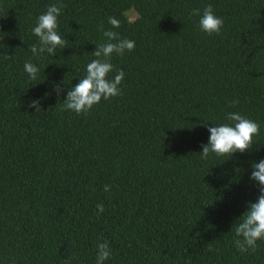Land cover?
<instances>
[{
  "label": "trees",
  "instance_id": "trees-1",
  "mask_svg": "<svg viewBox=\"0 0 264 264\" xmlns=\"http://www.w3.org/2000/svg\"><path fill=\"white\" fill-rule=\"evenodd\" d=\"M52 4L67 47L34 56L32 29ZM209 4L219 34L191 15ZM107 30L135 41L111 57L122 94L62 110ZM0 36V264H96L104 241V264H264V241L244 254L233 242L264 159V0H0ZM229 112L259 124L255 144L202 159L207 128Z\"/></svg>",
  "mask_w": 264,
  "mask_h": 264
},
{
  "label": "clouds",
  "instance_id": "clouds-1",
  "mask_svg": "<svg viewBox=\"0 0 264 264\" xmlns=\"http://www.w3.org/2000/svg\"><path fill=\"white\" fill-rule=\"evenodd\" d=\"M64 6L62 4H52L47 7L46 12L37 18L33 34L38 38V46L34 44L31 52L34 56L44 53L55 55L57 49L67 47V41L57 31L58 16ZM193 16H199V28L206 34H219L224 21L221 17L214 14L212 6L209 4L204 7L201 14L200 9H194ZM108 23L113 28L120 27V21L115 17H109ZM103 36L107 42L95 47L92 55L95 57L86 66V75L79 82L67 91L63 100L62 110L74 111L77 114H87L101 100H108L112 97L122 94L120 85L124 79L123 70L114 68L111 63V57L115 54L122 56L125 51H133L135 41L122 39L119 34L112 30L103 31ZM2 39V36H0ZM24 70L31 80H37L40 69L30 61L24 64ZM115 71L112 79H109V73ZM59 96L64 89L56 87L54 89ZM238 101L232 102L230 106H235ZM30 108L35 112H41L40 101L32 100L29 103ZM226 119L232 123L211 126L207 128L209 132L208 143L202 145V151L199 153L202 159H207L210 153L217 156H228L239 152L244 153L252 149L253 138L259 136L260 126L257 122L246 118L238 112H229ZM252 172L250 180L256 182L259 186V196L256 201L247 205L246 211L239 217V223L235 224L234 244L241 253L255 252L257 241H264V159L258 163H252ZM108 185L104 186V191H109ZM97 214L103 213L104 205H96ZM112 255L107 241L97 244L96 264H104ZM68 260L62 261V264H69Z\"/></svg>",
  "mask_w": 264,
  "mask_h": 264
},
{
  "label": "rangeland",
  "instance_id": "rangeland-1",
  "mask_svg": "<svg viewBox=\"0 0 264 264\" xmlns=\"http://www.w3.org/2000/svg\"><path fill=\"white\" fill-rule=\"evenodd\" d=\"M127 16H128L131 20H133V19L136 17V14H135L133 11H129V12L127 13Z\"/></svg>",
  "mask_w": 264,
  "mask_h": 264
}]
</instances>
